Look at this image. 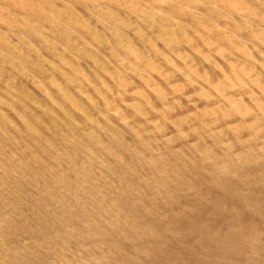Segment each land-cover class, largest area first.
<instances>
[{"label":"bare ground","instance_id":"6f19581e","mask_svg":"<svg viewBox=\"0 0 264 264\" xmlns=\"http://www.w3.org/2000/svg\"><path fill=\"white\" fill-rule=\"evenodd\" d=\"M256 168L264 0H0V264H227Z\"/></svg>","mask_w":264,"mask_h":264},{"label":"rangeland","instance_id":"374dc122","mask_svg":"<svg viewBox=\"0 0 264 264\" xmlns=\"http://www.w3.org/2000/svg\"><path fill=\"white\" fill-rule=\"evenodd\" d=\"M159 139L161 138H158L157 136V140L159 143H157L158 145H161L162 142L159 141ZM161 143V144H160ZM164 145V144H163ZM175 145V144H174ZM175 150V149H174ZM249 173H252V174H247V175H252V178H250V180L254 179V180H257V185H256V196L257 195H260L264 198V168H256V169H250L248 170ZM258 176V177H257ZM260 178V179H259ZM249 180V179H248ZM247 180V181H248ZM253 180V181H254ZM255 182V181H254ZM256 183V182H255ZM254 183V184H255ZM254 193V194H255ZM264 203V202H263ZM252 218H256L255 219H252ZM254 220V221H253ZM263 220V221H262ZM247 222V223H246ZM263 222V224H261ZM246 226H249V228H254L256 229L257 233H259V235L255 236L254 237V240H252V244H251V240L248 242V244H246V246L243 247V255L244 256H238L239 254L238 253H235L233 252L232 254H230L226 261H227V264H230V262L232 263V261H234L233 263L234 264H264V233L261 232V229L264 228V212L262 213V217L259 219V217H250L248 218L246 221ZM256 225H255V224ZM215 224V225H213ZM212 224V232H219L220 233H216L217 235L223 233V228L221 229V225L218 224V223H213ZM253 225H255V227H252ZM221 226V227H220ZM257 226V227H256ZM263 227V228H262ZM216 228V229H215ZM259 229V230H258ZM258 238V239H257ZM191 242H188V245H192V243L190 244ZM251 244V245H250ZM249 245V246H248ZM257 245V246H255ZM245 248V249H244ZM253 249V250H251ZM246 250V251H245ZM263 250V251H262ZM261 251V252H260ZM213 252V251H212ZM235 253V257L232 256L233 254ZM250 253V255H249ZM214 254L212 253V264H222L220 259L217 258V254L215 253L214 251ZM237 254V255H236ZM246 256V257H245ZM219 261H218V260ZM232 259V261H231ZM235 259V260H234ZM229 260V261H228ZM238 260V262H237ZM236 261V262H235ZM232 263V264H233Z\"/></svg>","mask_w":264,"mask_h":264}]
</instances>
